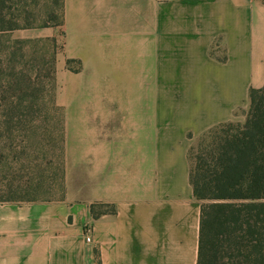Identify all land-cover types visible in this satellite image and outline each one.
<instances>
[{
  "label": "crops",
  "instance_id": "crops-1",
  "mask_svg": "<svg viewBox=\"0 0 264 264\" xmlns=\"http://www.w3.org/2000/svg\"><path fill=\"white\" fill-rule=\"evenodd\" d=\"M62 30L77 52L57 62L60 93L44 103L61 125L62 193L0 199V264H196L201 203L187 152L241 120L263 85L264 3L64 0ZM113 50L118 98L76 96ZM67 58L80 71L64 69ZM96 203L114 212L94 219Z\"/></svg>",
  "mask_w": 264,
  "mask_h": 264
},
{
  "label": "trees",
  "instance_id": "trees-1",
  "mask_svg": "<svg viewBox=\"0 0 264 264\" xmlns=\"http://www.w3.org/2000/svg\"><path fill=\"white\" fill-rule=\"evenodd\" d=\"M39 3L38 0H0V38L17 29L63 28L64 0H58V15H54V11L49 13L50 20L57 19L51 25L36 12ZM60 35L63 37V30ZM48 40L55 43L56 37ZM8 42L7 38L2 39L0 52L4 57ZM63 46L62 43L60 50ZM52 52L55 55L57 51ZM54 57L51 68L55 64ZM74 61L67 59L66 68L78 72L81 63L72 69ZM41 62L45 63L44 54ZM33 64L31 68L35 71L38 61ZM18 69L19 82H26L25 91L20 97L5 100L0 105V117L4 121H0V126L3 125L0 165H11L16 156L20 160L29 155L25 149L29 150L35 134L46 130L44 121L35 117L44 109L42 100L45 98L36 96L37 83L32 80V70L23 73L20 66ZM52 70L54 80V67ZM242 114V121L210 127L202 133L197 146L193 144L187 152L190 186L194 198L201 203L196 264H264V83L259 88H250L248 107ZM11 123H14L12 127ZM10 148L19 150L13 154L15 150L10 151ZM8 154L12 155L11 161L7 159ZM90 210L92 218L96 219L113 213L114 207L96 203Z\"/></svg>",
  "mask_w": 264,
  "mask_h": 264
},
{
  "label": "rangeland",
  "instance_id": "rangeland-1",
  "mask_svg": "<svg viewBox=\"0 0 264 264\" xmlns=\"http://www.w3.org/2000/svg\"><path fill=\"white\" fill-rule=\"evenodd\" d=\"M38 1L40 3L36 8V12L39 13L41 17L43 16L42 18L44 21H47L48 25L55 23L57 19L50 20L48 15L51 11H54V15L59 14L58 0ZM61 30L62 28L52 26L24 28L11 31L6 34V37H2V39L7 38L9 40V48L6 50V57L0 52V62L2 63L0 66V105H2V102L5 100L20 97L22 91H25L26 82H23V84L19 82L20 70L18 66L21 67L23 73L27 72V69L32 70V80L34 83H37L36 96L45 98V100H42V103H49L51 99L57 96V92L60 93L56 79H51L52 68L54 67L55 76L57 62L63 59L64 54L68 55L71 52H77L70 42H65L67 47H65L64 50L63 46L62 50H60V45L62 43L64 44V38L60 35ZM51 32H53L54 35ZM51 37H56L55 43L48 40ZM2 39L0 38V48H2ZM52 45L54 47H52ZM54 49L57 51L55 55L52 52ZM83 52V50L79 52L81 56L84 55ZM98 52L99 51L96 53ZM115 52L114 50L112 51L113 57L109 59V62H111L109 67L106 66L95 73L93 72L98 82L93 85V87L90 86L86 91H79L76 96H82V94L86 92L88 97L102 96V98H118V53ZM43 54L45 56L44 64L41 62ZM52 56H55V64L51 68ZM67 59H64V69L66 70H68L65 65ZM97 59L102 60L103 63L105 61V58L102 57L101 54H97ZM73 60L75 61L72 62L71 68L75 69L81 62L78 59ZM87 60L90 62L91 58ZM34 61H38L35 71L34 68H31L35 66L33 64ZM91 68L93 67L91 66ZM88 74L89 73H87V75L81 74V76L76 77V79L79 78L82 80L84 76L88 77ZM59 78L60 81L64 80L61 81V84L65 90L64 94L67 96L69 89L67 77L66 79H62L60 76ZM88 85L89 84H86L87 87ZM32 89H34V85ZM46 108H48V106L45 105L41 112L35 114L38 121H44L43 123L45 124L46 130L36 133V139L32 140L33 142L31 145H28L29 150L25 149L30 154L26 157H22V159L20 158V160H18L16 156L15 161L11 165H0V199L16 197L54 198L62 193L63 185H59V181H61V173L65 166V149L62 151V146L60 144L62 140L60 137L61 125L59 122L51 119V112L46 110ZM242 113L243 109L238 110L236 115L242 119L234 121H242L244 119ZM0 121L4 122L1 117ZM7 124L8 123L5 125ZM13 125L14 123H11V127ZM15 128H17V125H15ZM0 129H3V125L0 126ZM200 136L195 139L194 147L197 146ZM16 143H18V141H16ZM15 149L17 148H10V151H14ZM18 150H15L13 154H16ZM8 158L9 161L13 159L11 154L7 159Z\"/></svg>",
  "mask_w": 264,
  "mask_h": 264
},
{
  "label": "built area",
  "instance_id": "built-area-1",
  "mask_svg": "<svg viewBox=\"0 0 264 264\" xmlns=\"http://www.w3.org/2000/svg\"><path fill=\"white\" fill-rule=\"evenodd\" d=\"M87 230H86V234H87ZM90 240V238H89V236H88V234L86 235V241H89Z\"/></svg>",
  "mask_w": 264,
  "mask_h": 264
}]
</instances>
